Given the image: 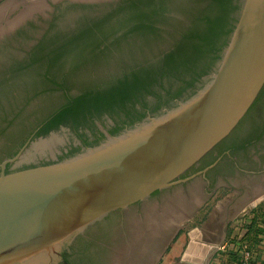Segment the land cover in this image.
<instances>
[{"label":"rangeland","instance_id":"rangeland-1","mask_svg":"<svg viewBox=\"0 0 264 264\" xmlns=\"http://www.w3.org/2000/svg\"><path fill=\"white\" fill-rule=\"evenodd\" d=\"M23 1L21 7L0 2V161L19 136L57 110L65 96L81 93L95 80L153 62L168 45L162 39L142 47L130 28L135 24H116L118 17L110 24H94L119 10L123 0ZM189 1L167 0L168 25L157 26L163 38L176 24H185L183 8ZM242 1L233 0L239 7L236 22ZM87 30L91 35L84 38ZM249 119L236 127V147L244 146L252 130L264 129V114ZM231 148L213 153L208 161L219 159L220 164L206 176L198 173L185 181L195 175L189 173L182 182L151 194L147 203L131 205L119 216L121 228L114 225L104 232L97 223L91 225L90 239L98 251L115 235L120 239L119 261L125 264L178 263L188 233L220 210L221 203L232 205V213L225 215L232 220L259 204L264 200V131L244 149ZM178 243L181 253L171 261L170 250Z\"/></svg>","mask_w":264,"mask_h":264},{"label":"water","instance_id":"water-1","mask_svg":"<svg viewBox=\"0 0 264 264\" xmlns=\"http://www.w3.org/2000/svg\"><path fill=\"white\" fill-rule=\"evenodd\" d=\"M263 86L264 0H243L212 72L172 106L60 162L8 175L2 166L0 264H54L89 225L182 182L236 129ZM188 238L182 264L214 253L197 229Z\"/></svg>","mask_w":264,"mask_h":264},{"label":"trees","instance_id":"trees-1","mask_svg":"<svg viewBox=\"0 0 264 264\" xmlns=\"http://www.w3.org/2000/svg\"><path fill=\"white\" fill-rule=\"evenodd\" d=\"M54 8L57 10L58 6ZM237 10L239 7L233 5V0H191L183 8L185 24H176L173 32L168 33L167 38H163L161 36L163 32L157 26L168 25L167 0H123V6L119 10L94 24H110L114 18L118 17L116 24H135L134 27L130 26V28L137 32L136 37L141 40L142 47H146L152 41L162 39L168 44L167 47L155 61H146L141 65L130 67L124 70H131L126 74L114 75L112 83L102 92H89L88 89H85L74 99L65 96V103L47 115L53 120L46 127L52 128L64 118L75 116L86 103L98 108V104L109 107L122 102L128 93L146 89L151 84L150 82H154L157 77H160V72H162L161 76L178 75L175 77L177 80L187 77L189 79V82H183L184 88L173 99L180 97L187 89L189 92L192 91L195 88L194 85L196 86L203 77L212 72L220 59L222 51L234 30L236 23L234 12ZM120 12L123 14L118 16ZM89 33L87 30L82 36L89 38L91 35ZM142 47L140 48L141 52H143ZM147 70H150L148 74L145 72ZM263 114L264 86L240 124L245 119L253 120L254 117L257 118ZM237 128L193 166L190 170L191 173L202 171L213 164L216 159L208 160L215 151L226 146L229 148L232 146V150H242L251 140L261 137L264 131V129L252 130L249 140L244 143V146L236 147L237 134L239 135V131L238 133L235 132ZM8 174L6 170L5 175Z\"/></svg>","mask_w":264,"mask_h":264},{"label":"flooded vegetation","instance_id":"flooded-vegetation-1","mask_svg":"<svg viewBox=\"0 0 264 264\" xmlns=\"http://www.w3.org/2000/svg\"><path fill=\"white\" fill-rule=\"evenodd\" d=\"M233 5L238 6L235 2H233ZM129 71L131 70L120 72L119 74L123 75ZM145 72L148 74L150 70ZM156 72L158 71L156 70ZM161 73H159L160 77H157L154 82H150L151 84L146 89L128 93L125 100L115 105L107 107L98 104V108H94L89 103L83 104L75 116L64 118L52 128L46 126L53 118L47 116L41 118L36 126L19 136L20 139L13 149L0 161V174L4 165V173L7 170L9 174H12L47 166L78 155L85 149L100 145L109 137L118 136L143 123L188 94L189 90L187 89L180 97L173 99L184 88L183 82L188 81V77L177 80L175 77L178 75L161 76ZM113 77L115 76L112 75L104 78V80L90 82L85 89H88L89 92H102L112 83ZM80 94L68 95V97L74 99ZM219 164V159H216L209 167L200 172H195V175L189 176L184 180L187 181L196 176V174L206 176L209 170L213 167L217 168ZM190 170L181 178L189 175L191 173ZM222 178L224 177L220 175V179ZM181 180L183 181V179ZM149 199L151 197L133 206L143 205ZM129 208L110 212L91 225L97 223V228H104V232L109 231L114 225L116 227L120 225L119 228H121L119 216L127 212ZM91 225L84 232L73 238L68 247L60 254V261L54 264H125L121 260L119 261L120 256L117 247L120 239L113 235L114 237L111 238L113 242L111 241L106 244V247L103 246L104 248L98 251L99 247L97 248L90 239L92 233L88 229Z\"/></svg>","mask_w":264,"mask_h":264},{"label":"crops","instance_id":"crops-1","mask_svg":"<svg viewBox=\"0 0 264 264\" xmlns=\"http://www.w3.org/2000/svg\"><path fill=\"white\" fill-rule=\"evenodd\" d=\"M0 2L9 3L13 7H21L24 1L0 0ZM219 187L218 185L217 188ZM219 207L220 210L212 212L204 224L196 227L201 236L200 243L215 248L214 253L207 256L202 264H235L245 251L250 253L251 261L254 264H264V200L234 220L225 218L226 214L232 213L230 202L221 203ZM178 232L179 230L174 237ZM182 247L180 243L175 245L170 250L169 260H174L181 253ZM183 254L184 252L181 256ZM174 264L182 263L178 261Z\"/></svg>","mask_w":264,"mask_h":264},{"label":"built area","instance_id":"built-area-1","mask_svg":"<svg viewBox=\"0 0 264 264\" xmlns=\"http://www.w3.org/2000/svg\"><path fill=\"white\" fill-rule=\"evenodd\" d=\"M235 264H254V263L251 261L250 253L245 251L243 252L238 262H236Z\"/></svg>","mask_w":264,"mask_h":264}]
</instances>
